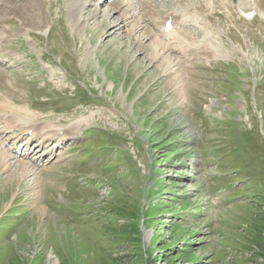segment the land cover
Here are the masks:
<instances>
[{
  "label": "rangeland",
  "instance_id": "1",
  "mask_svg": "<svg viewBox=\"0 0 264 264\" xmlns=\"http://www.w3.org/2000/svg\"><path fill=\"white\" fill-rule=\"evenodd\" d=\"M44 2L47 34L10 25L23 60L0 64V100L16 90L26 123L70 134L30 172L0 166V264H264V18L216 0L219 52L155 61L111 7L90 19L89 3L82 30L66 0ZM87 147L103 153L83 163ZM70 211L99 218L71 226Z\"/></svg>",
  "mask_w": 264,
  "mask_h": 264
},
{
  "label": "bare ground",
  "instance_id": "2",
  "mask_svg": "<svg viewBox=\"0 0 264 264\" xmlns=\"http://www.w3.org/2000/svg\"><path fill=\"white\" fill-rule=\"evenodd\" d=\"M94 1L96 0H67L68 2L67 8L69 12L68 19L70 23L84 30L86 21H84V23H81L82 13L84 9L88 7V4L90 3V5H92ZM166 1L173 2V8H171V10H169L166 13L159 14L158 9L157 11H155V7H159L158 0H100L98 3H95L93 5L95 14L92 15L90 19L97 18V15L100 14V12L102 11L101 9L104 6V7H109V8L111 7L112 10L116 12V15H118V22H116L117 21L116 19L113 25V28L115 29V31L118 28L119 30L123 28L127 29L132 23H136V26L135 25H133L132 27L130 26L126 30V34L127 36L128 34L131 35L134 40H137L136 35L138 33V30H140L143 33V35H145V37L148 39V42L152 43V45L149 46V49L155 61L159 59V56L162 55L161 53L165 54L168 51L170 53H182L184 54L183 56L184 58H187V53H218L219 52L218 50L219 46L217 44L216 46L215 43L211 41V36L209 35L208 31H207L208 32L207 34L202 32V35L200 37L197 35V33H195L196 31L193 32L192 29H190L192 25L197 24L196 16L198 15L202 16L203 23H206L205 28L206 27L209 29L212 28V25H211L212 21L210 19V15L212 13L216 14L214 13L216 12V9H217L215 8L216 0L214 1L213 0H200L198 2L191 1V0H160L161 3H164ZM224 1H227V0H224ZM236 1H237L236 7L245 19H251L252 17H254V15H259L260 17L264 18V0H236ZM222 3L225 6L228 4V2H225V3L222 2ZM43 4H45L43 0H0V52H2L5 49L7 42L11 39L14 33H16V32L13 33L4 28V26L8 25L10 21H12L13 19H16L18 21L19 23L18 32L22 34L27 35V34H30V32L39 33L41 35L47 34V32L49 31V26H50V17H49L50 15L43 13V9H42ZM145 4H147L153 9V12L150 13L149 15V19H152L153 26L155 24L154 31L152 28H149V27L144 28L142 26L144 22L143 20L144 17H143V14L140 13V10H142L143 7H145ZM179 10H182V12H180ZM210 10H213V12L210 13ZM108 14H109V11H108ZM163 16H166L172 20L177 19V28L172 34V36L175 39L170 44H166L164 41L159 40L154 34L155 28L158 29L159 25L166 24L168 18L166 20H162ZM154 18L156 19L157 24L154 22L153 20ZM203 41L205 42L206 46L202 45ZM138 43H139V46L143 48L144 42L142 40L141 41L139 40ZM94 49H96V46L92 47L90 49V52H93ZM9 53H14V51H9ZM177 57H181V56L177 54ZM181 61L182 60H180V62ZM187 61L185 59L182 62L187 63ZM14 105L15 104L13 105L7 104L6 106L3 105L2 107V110L5 107L9 109L8 111H6V113H8V115L10 116L9 117L10 121H7L6 118L3 119V117H0V136L2 135V133L6 132V130L8 129L10 131L17 129V126L8 128L5 122H11V123L17 122L18 123L19 121H22L24 119V117L22 119L20 118L22 113H24V116H28V111H29L28 109L19 110V109L9 107V106H14ZM25 124H29V123H25ZM23 128L24 127L21 125V129L19 131H22ZM31 128H35V129H31ZM48 129L51 132H47V139H52V138H55L56 136L60 137V132L52 130L51 128H49V126L47 127V130ZM42 130L43 131H39V129H37V127H34V126L23 129L25 133H29L31 136L33 135L32 137L33 139L37 138L38 135H41L40 137L42 138L41 140H46L44 139V135H42V133L45 132L44 131L45 128ZM52 132L55 133V135H53ZM60 139H65V138L61 137ZM2 146H5V144H0V148ZM25 148H26V145H25ZM20 151L21 152L23 151L21 147L16 151V154L20 153ZM7 152L8 154H5V155L3 154V157L1 156L0 158L1 159L0 166H3L4 168H11L14 164L12 161H10L9 157L11 156L12 153L15 154V152L11 151L10 149H8ZM29 152L30 150L26 148L24 153L22 154L20 153L21 154L20 156H22L23 158H26ZM16 163H18V167L16 168V170H13V171L14 173H17V175L18 173H20V171L24 173V171L28 168V164L23 160H19ZM28 172H30V169L28 170ZM11 181H13L12 178L10 182ZM50 264H58L56 258L54 259L53 257H50Z\"/></svg>",
  "mask_w": 264,
  "mask_h": 264
},
{
  "label": "trees",
  "instance_id": "3",
  "mask_svg": "<svg viewBox=\"0 0 264 264\" xmlns=\"http://www.w3.org/2000/svg\"><path fill=\"white\" fill-rule=\"evenodd\" d=\"M74 212H76L77 214H80V216H81L80 221L82 223L85 222L87 224H91V223H93V221H92L93 218H94V222L96 219L98 221V218H99L98 215H95L93 212H90V211H87V212H89L91 214L87 213L86 211H74ZM95 223H97V222H95Z\"/></svg>",
  "mask_w": 264,
  "mask_h": 264
}]
</instances>
